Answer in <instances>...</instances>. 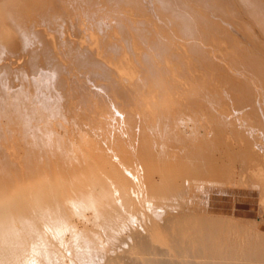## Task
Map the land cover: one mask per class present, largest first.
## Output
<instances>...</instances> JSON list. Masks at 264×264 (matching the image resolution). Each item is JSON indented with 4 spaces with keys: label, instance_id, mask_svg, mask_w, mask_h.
Segmentation results:
<instances>
[{
    "label": "bare ground",
    "instance_id": "6f19581e",
    "mask_svg": "<svg viewBox=\"0 0 264 264\" xmlns=\"http://www.w3.org/2000/svg\"><path fill=\"white\" fill-rule=\"evenodd\" d=\"M0 264H264V0H0Z\"/></svg>",
    "mask_w": 264,
    "mask_h": 264
},
{
    "label": "rangeland",
    "instance_id": "374dc122",
    "mask_svg": "<svg viewBox=\"0 0 264 264\" xmlns=\"http://www.w3.org/2000/svg\"><path fill=\"white\" fill-rule=\"evenodd\" d=\"M81 23H82L83 28H85V26L87 28V22H85V23L81 22ZM78 112L80 113V111H77V114H79ZM68 122L70 124L69 125L70 133L73 134L75 132L74 135H75V138H77L78 137L77 129L79 127L77 126L78 124H76V123H79L78 118H76V123H73L74 122L73 119H70ZM83 128L86 129L85 127H83ZM86 131H88V130L86 129ZM88 134H90V136L94 137L92 135V133L89 131H88ZM94 140H95L94 152L96 154L100 155V157L98 158V156L96 155V157L92 158V161L96 162V164H97V159H98L105 166L109 167V169H111V170L115 169V166L119 161L115 145L110 144L108 141V138H106L105 136L95 138ZM223 161H225V158H223ZM237 162H238V160L235 162V164ZM236 165H235V169L233 166V169H234V176H233L234 187H237V184L239 183L240 178L244 175V173L242 172V168H241L240 164L237 163ZM228 198H229V200H228ZM228 198H221V200H220L221 202H219L218 206H216L213 209L214 214L226 215L228 217L233 216V217H236L237 219H239V221L243 220L242 222H245V221L251 222V221L256 220L260 217L259 209H258L259 204L257 201H255V200H250V201L240 200V201H238V200H234V199H237L235 197H228ZM161 245H165V242H161Z\"/></svg>",
    "mask_w": 264,
    "mask_h": 264
}]
</instances>
